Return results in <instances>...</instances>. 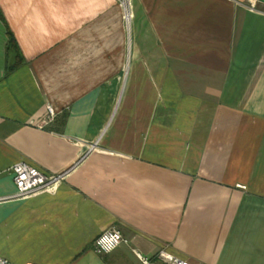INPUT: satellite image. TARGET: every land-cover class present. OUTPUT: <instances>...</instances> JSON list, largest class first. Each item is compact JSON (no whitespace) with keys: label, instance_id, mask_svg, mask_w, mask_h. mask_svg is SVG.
<instances>
[{"label":"crops","instance_id":"crops-1","mask_svg":"<svg viewBox=\"0 0 264 264\" xmlns=\"http://www.w3.org/2000/svg\"><path fill=\"white\" fill-rule=\"evenodd\" d=\"M252 1L130 0L127 32L118 0H0V197L17 162L59 176L0 201V257L264 264V0ZM110 227L125 242L97 254Z\"/></svg>","mask_w":264,"mask_h":264},{"label":"built area","instance_id":"built-area-1","mask_svg":"<svg viewBox=\"0 0 264 264\" xmlns=\"http://www.w3.org/2000/svg\"><path fill=\"white\" fill-rule=\"evenodd\" d=\"M129 1L130 0H118L122 8L123 19L125 20L126 26L128 21H130V10H129ZM127 4V5H126ZM257 0H253L249 3V8L251 10H257L256 8ZM128 27V26H127ZM54 117L53 110L50 106H47V114L41 120L40 127H43L48 122L52 121ZM11 172L13 174V181L15 184V192L9 196L0 197V201L11 199V198H23L30 194L36 193L43 189L49 182L53 179H57L59 176L51 177L50 175L43 174L37 168L25 163L17 162L12 165ZM107 234L109 240L106 242V247L109 251H104L101 247L97 246L96 241L100 239L101 236ZM115 237V238H113ZM125 240L122 237L120 231L114 227L107 228L102 231L93 241V249L97 254H107L114 250ZM139 264H190L189 261L181 259L169 254L165 250H159L153 259L142 256L138 252H134ZM0 264H11L7 259L0 257ZM25 264H34V263H25Z\"/></svg>","mask_w":264,"mask_h":264},{"label":"trees","instance_id":"trees-1","mask_svg":"<svg viewBox=\"0 0 264 264\" xmlns=\"http://www.w3.org/2000/svg\"><path fill=\"white\" fill-rule=\"evenodd\" d=\"M8 53H12L13 56L18 57L19 61H21V56L18 52V49L16 48V46L14 45L12 39L10 38L8 45L6 47ZM13 67H10V69H12Z\"/></svg>","mask_w":264,"mask_h":264},{"label":"clouds","instance_id":"clouds-1","mask_svg":"<svg viewBox=\"0 0 264 264\" xmlns=\"http://www.w3.org/2000/svg\"><path fill=\"white\" fill-rule=\"evenodd\" d=\"M103 231V229H101ZM115 238V237H113ZM109 240V236L107 234L103 235L96 241L97 246L101 247L104 251H109V249L106 247V242Z\"/></svg>","mask_w":264,"mask_h":264},{"label":"rangeland","instance_id":"rangeland-1","mask_svg":"<svg viewBox=\"0 0 264 264\" xmlns=\"http://www.w3.org/2000/svg\"><path fill=\"white\" fill-rule=\"evenodd\" d=\"M120 5V4H119ZM123 22H124V24H125V26H126V23H125V20L123 19ZM126 29H127V32H128V28H127V26H126ZM128 38V33H127V35H126V39Z\"/></svg>","mask_w":264,"mask_h":264}]
</instances>
